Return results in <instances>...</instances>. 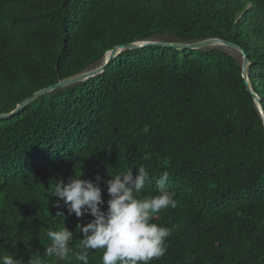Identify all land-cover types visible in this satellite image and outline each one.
I'll list each match as a JSON object with an SVG mask.
<instances>
[{"label": "trees", "instance_id": "1", "mask_svg": "<svg viewBox=\"0 0 264 264\" xmlns=\"http://www.w3.org/2000/svg\"><path fill=\"white\" fill-rule=\"evenodd\" d=\"M220 47L122 50L95 77L34 99L0 119V247L25 264L43 255L47 230L77 224L53 195L74 176L104 180L139 166L141 196L164 171L175 209L151 222L174 228L151 264H264V0H0V115L68 78L99 67L114 48L150 42ZM247 77V81L244 80ZM145 153L151 159L143 160ZM108 175V176H107ZM63 217L56 216L57 212ZM102 250L89 264H102ZM47 264H82L74 255Z\"/></svg>", "mask_w": 264, "mask_h": 264}, {"label": "clouds", "instance_id": "2", "mask_svg": "<svg viewBox=\"0 0 264 264\" xmlns=\"http://www.w3.org/2000/svg\"><path fill=\"white\" fill-rule=\"evenodd\" d=\"M150 159V153L143 155V160ZM136 168L135 176L132 168H128L103 181L109 196L106 209L101 207L105 201L97 183L102 179L99 174L95 181L81 179L82 175H73L66 183L57 181L52 195L59 198L55 206L59 208L62 200L69 215L74 213L77 218L90 215L92 219L86 224H77L76 229L82 234L78 251L70 247L72 231L65 226L60 230L49 229L46 236L51 241L50 245L42 256L32 254L27 264H47L44 255L58 261L74 255L77 261L89 264L91 250H102V264H151L162 258L168 250L167 238L173 234L174 228L159 226L151 220L162 210L177 206L173 198L175 194L167 186L169 173L164 171L156 182L157 195L141 196L139 194L150 175L145 166ZM56 216L63 217L64 213L58 211ZM0 264H25V261L0 247Z\"/></svg>", "mask_w": 264, "mask_h": 264}, {"label": "water", "instance_id": "3", "mask_svg": "<svg viewBox=\"0 0 264 264\" xmlns=\"http://www.w3.org/2000/svg\"><path fill=\"white\" fill-rule=\"evenodd\" d=\"M216 44H220L221 47L222 46H227L229 48H232L236 51H238L242 57H243V62H242V67H243V71H245L246 66H248V57L245 54V52L238 46L233 45L231 43L228 42H224L221 40H217V39H210V40H205V41H201L198 43H193V44H180V43H170V42H150V43H141V44H132V45H124V46H120V47H116L114 48L110 53H109V57L106 60L105 57L106 55L103 57L104 63L97 67L94 68L93 70H90L88 72L82 73L78 76H74L71 78H68L64 81H61L59 83H57L54 86H51L49 88H46L42 91H40L39 93L33 95L30 99L25 100L20 106H18L16 108V110L9 114V115H0V119H9L13 116H16L18 114H20L34 99L43 96L45 94L51 93V92H55L58 90H62L71 86H74L80 82H83L89 78L95 77L97 75H100L109 65V63L122 51V50H126V49H140V48H148V47H158V48H164V49H174V50H201V49H205V48H209V47H214ZM244 80L247 81L246 77L244 76ZM247 86V90L253 95L254 99L256 100L257 104H259V99L256 97V95H254L248 85V83H246ZM260 110H261V115L263 116V120H264V110L262 109V107L260 106ZM260 112V111H259Z\"/></svg>", "mask_w": 264, "mask_h": 264}, {"label": "rangeland", "instance_id": "4", "mask_svg": "<svg viewBox=\"0 0 264 264\" xmlns=\"http://www.w3.org/2000/svg\"><path fill=\"white\" fill-rule=\"evenodd\" d=\"M170 40L168 39L167 40V42H169ZM218 46H220V44L218 45V44H216L214 47L216 48V47H218ZM222 50H224L226 53H228V54H230V55H232V56H234V57H236L237 59H242L243 57H242V55L238 52V51H236V50H234V49H232V48H229V47H227V46H222L221 45V47H220ZM243 60V59H242ZM104 63V60H102L101 61V65ZM100 65V66H101ZM97 68V67H96ZM246 68L248 69V66H246ZM94 69V68H93ZM93 69H90V70H93ZM90 70H88V71H90ZM87 71V72H88ZM246 77V76H245ZM246 79H247V77H246ZM247 83H248V81H247ZM250 87V86H249ZM256 106H257V108H258V110L260 111L259 113H260V116L262 117V119H263V116L261 115V108H260V105L259 104H257V102H256ZM264 121V120H263Z\"/></svg>", "mask_w": 264, "mask_h": 264}, {"label": "bare ground", "instance_id": "5", "mask_svg": "<svg viewBox=\"0 0 264 264\" xmlns=\"http://www.w3.org/2000/svg\"><path fill=\"white\" fill-rule=\"evenodd\" d=\"M108 57H109V53H108V54H106V57H105V59L107 60V59H108Z\"/></svg>", "mask_w": 264, "mask_h": 264}]
</instances>
